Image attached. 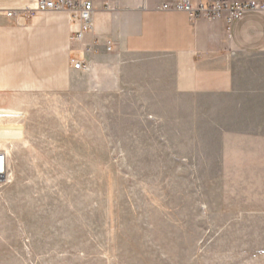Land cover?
<instances>
[{"label":"rangeland","instance_id":"1","mask_svg":"<svg viewBox=\"0 0 264 264\" xmlns=\"http://www.w3.org/2000/svg\"><path fill=\"white\" fill-rule=\"evenodd\" d=\"M35 14L42 87L0 95V264H264V97L179 93L170 57L87 54Z\"/></svg>","mask_w":264,"mask_h":264},{"label":"crops","instance_id":"2","mask_svg":"<svg viewBox=\"0 0 264 264\" xmlns=\"http://www.w3.org/2000/svg\"><path fill=\"white\" fill-rule=\"evenodd\" d=\"M35 1L0 0V95L16 88L42 87L31 73L33 68L30 64L31 41L33 38L40 44L42 28L37 27V34L32 35L24 25L26 21L41 19L34 14L21 20L16 14L33 6ZM176 1L137 0L135 8L106 11L94 0L93 29L76 40L80 44L84 40L86 46L89 45L87 54L94 56H107L113 52L124 57H170L173 60L174 87L182 94L264 97V12L246 11L228 29L224 16L199 17L193 21L187 11L160 9L161 5ZM209 1L189 0L192 5H206ZM8 11L15 14L8 16ZM63 18L64 26L67 23V28H74L67 17ZM70 34L75 37L73 31ZM40 54H44V49L37 52L38 57ZM69 62L72 71L82 72L73 68L71 59ZM123 65L120 78L124 84H129L133 69L127 67L129 63Z\"/></svg>","mask_w":264,"mask_h":264},{"label":"built area","instance_id":"3","mask_svg":"<svg viewBox=\"0 0 264 264\" xmlns=\"http://www.w3.org/2000/svg\"><path fill=\"white\" fill-rule=\"evenodd\" d=\"M96 9L94 0H36L34 5L17 11L19 19H25L35 13H65L68 20L73 24V33L76 39H81L85 33L91 32L94 26L93 16ZM106 11H113L107 3L103 7ZM160 9L184 10L195 21L199 17L224 16L227 28L246 11L264 12V0H245L241 2H230L228 0H211L208 4L198 3L192 5L189 0H178L174 3H165ZM15 14L8 11L7 15ZM73 68L80 71H88L91 63L84 59L72 58ZM0 181L6 180L10 174L9 155L6 150L0 148Z\"/></svg>","mask_w":264,"mask_h":264},{"label":"bare ground","instance_id":"4","mask_svg":"<svg viewBox=\"0 0 264 264\" xmlns=\"http://www.w3.org/2000/svg\"><path fill=\"white\" fill-rule=\"evenodd\" d=\"M7 154H8V153H7ZM1 162H2V161H1V159H0V167H1ZM10 176H11V172H10V175L8 174V177H10Z\"/></svg>","mask_w":264,"mask_h":264}]
</instances>
